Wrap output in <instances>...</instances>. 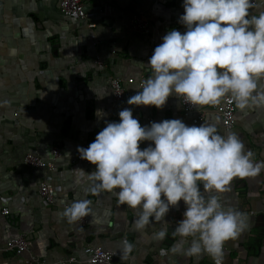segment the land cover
I'll list each match as a JSON object with an SVG mask.
<instances>
[{
  "label": "crops",
  "instance_id": "0c3cea01",
  "mask_svg": "<svg viewBox=\"0 0 264 264\" xmlns=\"http://www.w3.org/2000/svg\"><path fill=\"white\" fill-rule=\"evenodd\" d=\"M59 1L0 0V210L9 206L8 216L0 213V245L24 234L30 252L50 262L74 254L78 264H85L83 247L91 244L117 252L112 264H213L206 255L172 251L182 239L174 227L183 218V201L168 212L167 235L157 241L154 234L163 225L153 221L137 230L140 210L119 204L118 190L93 192L95 182L85 173L96 166L84 167L77 177L73 156L79 144L93 142L107 122H119V112L130 108L141 126L181 119L188 126L214 124L221 135L235 132L259 162L264 160V108L236 107L233 126L225 132L216 110L196 106L185 115L176 94L160 109L129 105L140 90L125 84L123 100H114L110 77L147 79L152 75L148 61L162 37L171 30L186 31L180 22L183 0H87L81 20L62 15ZM262 11L264 0L250 9L253 15ZM133 14L148 20L150 32L131 29ZM96 58L106 62L107 70ZM198 110L205 116L193 122ZM149 144L154 147L152 141L139 146ZM52 148L60 151L52 170L25 163L28 153L51 161ZM41 181L55 190V204L45 203L38 193ZM218 195L249 218L248 228L225 242L223 264H264V171L254 178H235ZM85 199L91 211L84 223L62 214L73 201ZM125 240L131 251H125ZM27 257L28 252H0V264H22Z\"/></svg>",
  "mask_w": 264,
  "mask_h": 264
},
{
  "label": "clouds",
  "instance_id": "9594fccd",
  "mask_svg": "<svg viewBox=\"0 0 264 264\" xmlns=\"http://www.w3.org/2000/svg\"><path fill=\"white\" fill-rule=\"evenodd\" d=\"M253 7L252 0H183L180 22L186 31L171 30L162 37L148 61L152 75L127 103L160 109L176 94L198 107L230 97L228 102L239 109L264 108V11L253 15ZM119 117V122H107L87 148L77 149L81 159L96 166L91 173L78 169L95 182L92 191L118 190L119 204L140 210L137 230L161 223L157 241L167 235L168 212L183 201V218L174 227L182 239L172 251L206 254L223 264L225 242L237 239L249 218L218 194L237 177L259 176L264 160L254 161L237 133L221 135L214 124L188 126L181 119H164L141 126L130 108ZM143 141L154 147L141 149ZM90 203L75 200L62 214L77 221L90 213ZM124 247L131 251L132 244L125 240Z\"/></svg>",
  "mask_w": 264,
  "mask_h": 264
},
{
  "label": "built area",
  "instance_id": "2783aa9c",
  "mask_svg": "<svg viewBox=\"0 0 264 264\" xmlns=\"http://www.w3.org/2000/svg\"><path fill=\"white\" fill-rule=\"evenodd\" d=\"M86 1L87 0H60L58 4L59 12L67 17L75 19H84L86 16ZM260 0H252L253 5L258 3ZM131 29L135 31H142L145 33L150 32V24L146 18L139 14H133L130 19ZM96 62L104 70H107L108 65L101 58H96ZM145 79L128 77L123 80L120 77H110L109 86L111 88V93L113 99L116 101H121L124 98L125 84H135L139 90H142V82ZM227 98L223 100L219 105L210 106V108L216 110L220 115L221 126L225 132L229 131L234 123V113L236 106L234 103H229ZM180 106L181 110L185 115H191L195 112L196 106H192L189 103L183 101V98L180 97ZM205 113L203 110H198V112L192 117L193 122H198L203 120ZM89 144L81 143L78 147L87 148ZM77 147V149H78ZM76 149L75 154L72 160V171L73 174L77 177H82L84 173H81L78 169L84 170V167L89 166L91 163L85 159L80 158V153ZM59 149L52 148V158L51 161L43 160L36 153H28L25 155L24 160L26 164H31L38 168H46L52 170L54 168V160L59 156ZM38 193L43 198L45 203L53 205L56 202L55 199V190L50 186L46 181H41L38 186ZM1 215L8 216L9 206L4 205L0 210ZM81 223H84L85 217H82L78 220ZM29 241L24 234H18L9 238L5 241L4 245H0V252H12L14 254H23L28 252V257L23 261L22 264H78L80 260L76 255L70 254L60 257L54 261H48L46 259L40 258L30 252ZM225 251V245H224ZM83 252L85 254L84 262L85 264H112L113 259L118 256L117 252L103 249L98 246L87 244L83 247ZM206 255V254H205ZM208 256V255H206ZM209 257V256H208ZM211 258V257H209ZM212 260V259H211ZM213 264L214 261L212 260Z\"/></svg>",
  "mask_w": 264,
  "mask_h": 264
},
{
  "label": "water",
  "instance_id": "95a60500",
  "mask_svg": "<svg viewBox=\"0 0 264 264\" xmlns=\"http://www.w3.org/2000/svg\"><path fill=\"white\" fill-rule=\"evenodd\" d=\"M113 260L115 261V258ZM148 260H149V258H148Z\"/></svg>",
  "mask_w": 264,
  "mask_h": 264
}]
</instances>
